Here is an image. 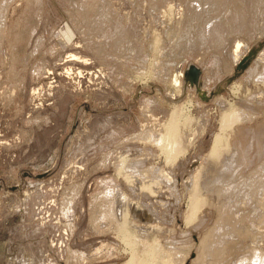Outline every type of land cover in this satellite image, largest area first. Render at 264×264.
I'll list each match as a JSON object with an SVG mask.
<instances>
[{"label": "rangeland", "instance_id": "1", "mask_svg": "<svg viewBox=\"0 0 264 264\" xmlns=\"http://www.w3.org/2000/svg\"><path fill=\"white\" fill-rule=\"evenodd\" d=\"M262 72L264 0H0V264H124L154 241L174 264L264 255ZM116 189L139 247L105 205Z\"/></svg>", "mask_w": 264, "mask_h": 264}, {"label": "bare ground", "instance_id": "2", "mask_svg": "<svg viewBox=\"0 0 264 264\" xmlns=\"http://www.w3.org/2000/svg\"><path fill=\"white\" fill-rule=\"evenodd\" d=\"M260 77L262 78L261 80L264 83V72H262ZM175 81H177L176 83H179L178 78L175 79ZM238 110H240V109H238ZM238 110L235 109V107H231V108H229V110H226L223 113H222L223 110L221 111L222 116L220 117L221 118L220 119V124H221L220 129H219V132L216 134V136L214 135L215 138H214V141L212 143V149H211L210 156H212V158H214V159L216 158L218 160H221L223 165H224V162H226V160H228L227 159L228 156H226V155L230 154L229 153L230 148H229V144H228V137H229L228 135L231 134L230 131L232 130V127L234 126V124L236 122H238L239 120L245 118L244 116L246 113H244L242 110H240L242 112H240ZM174 115H177V114L175 113ZM174 117L175 118H172L173 120L172 119L170 120L171 122L166 127L167 128L166 131L163 134L159 135L158 138H155L156 139L155 142L162 148L163 152L166 154L167 160H169V159L175 160V158L177 157V155L179 154V152L182 149V147H181V136L179 134V118L176 116H174ZM221 157H224L225 159L221 158ZM219 158H221V159H219ZM215 162H216V160H215ZM220 163H218V164H220ZM215 166H216V163H215ZM212 169H213V167H212ZM199 176H198V178H196L198 180L195 179V182H194L193 188H192V193H190L191 194L190 195L191 196L190 197L191 204L189 205L190 208L188 209L189 211L186 215V221L187 222H191L193 219H195L196 214H197V210L202 206V204H205V202L208 201L203 196L204 194H206V193H203L204 189H203V191H201L202 190L201 188H203V186L200 187V185L202 183L199 182V180H200L199 178H201ZM204 178L205 177H203V180H204ZM203 180H201V181L203 182V184H205L204 183L205 180L204 181ZM204 188H206V187H204ZM205 192H207V190ZM201 193H203V195ZM114 194H115L114 198L111 197L113 199H108L109 201L108 200L105 201V203L107 202L105 205H107V207L109 209H111L112 213H114L115 215H119V214L123 215V216L121 215L123 217V219H121L122 221H120L122 223L121 224L119 223L118 227H117V228H119L118 231L123 233V235L125 237L124 239H126L125 241H128L129 244L130 243H134V244L137 243V245H138L140 240H139V242H134L135 241L134 233H135V231L138 230L137 226H136L137 230L132 227L133 230L135 229V231H133L132 228L130 227V225L127 223V221H128L127 216L129 214V212L125 211L126 208L121 209V205H120L122 200L123 201H128V200L125 199L126 196L123 195L119 189H116V193H114ZM205 196H207V195H205ZM207 198H208V196H207ZM118 199H119V202H117ZM127 204H128V202H127ZM130 208L131 207H129V210H130ZM121 210H122V212H121ZM126 212H128V213H126ZM144 216L146 218L152 217V215H149L146 213L144 214ZM115 217H118V216H115ZM128 222L131 224V221H128ZM149 228H147L146 230L148 231ZM140 229L143 230L144 228L140 227ZM146 230H144V231H146ZM141 242H142V240H141ZM143 243L142 244L145 246L146 243L145 242H143ZM155 243H156L155 241L152 242V244L148 243L146 247H144V246H142V244H140V247L142 246L145 248L144 250L142 249L143 251L141 250V252L144 253V255H142L143 257L138 256V254H139V253L137 254L138 250H136L135 248H131L132 249V252L130 253L131 256H130V258L128 257L129 259L124 264H172V263L174 264V262L170 263L171 260L173 259L172 255L167 256V251H164L158 245L156 246ZM130 245L133 246V244H130ZM138 247H139V245H138ZM254 249H252L253 251H251L250 257L243 256V257L239 258L240 256H242L241 254L239 256V253H240V251H239L238 260H235L236 262H234V264H264V255L262 254V252H259L260 251L259 249L256 250L255 247H254ZM139 250H140V248H139ZM141 252H140V255H141ZM248 254H249V252H248Z\"/></svg>", "mask_w": 264, "mask_h": 264}, {"label": "water", "instance_id": "3", "mask_svg": "<svg viewBox=\"0 0 264 264\" xmlns=\"http://www.w3.org/2000/svg\"><path fill=\"white\" fill-rule=\"evenodd\" d=\"M187 75L191 77L193 82H196L198 80V77L200 75V70L195 65H190L187 71Z\"/></svg>", "mask_w": 264, "mask_h": 264}]
</instances>
